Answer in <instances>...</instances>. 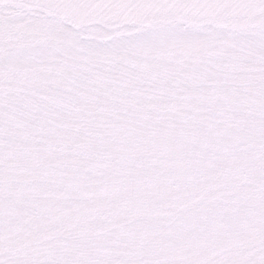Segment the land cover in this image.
Returning a JSON list of instances; mask_svg holds the SVG:
<instances>
[{
    "label": "snow or ice",
    "instance_id": "obj_1",
    "mask_svg": "<svg viewBox=\"0 0 264 264\" xmlns=\"http://www.w3.org/2000/svg\"><path fill=\"white\" fill-rule=\"evenodd\" d=\"M0 264H264V0H0Z\"/></svg>",
    "mask_w": 264,
    "mask_h": 264
}]
</instances>
